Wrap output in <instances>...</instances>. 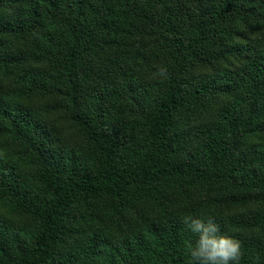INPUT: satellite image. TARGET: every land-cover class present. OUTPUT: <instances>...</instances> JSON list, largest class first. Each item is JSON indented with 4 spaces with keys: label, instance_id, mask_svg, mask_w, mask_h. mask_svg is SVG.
Segmentation results:
<instances>
[{
    "label": "trees",
    "instance_id": "16d2710c",
    "mask_svg": "<svg viewBox=\"0 0 264 264\" xmlns=\"http://www.w3.org/2000/svg\"><path fill=\"white\" fill-rule=\"evenodd\" d=\"M199 215L264 264V0H0V264H192Z\"/></svg>",
    "mask_w": 264,
    "mask_h": 264
},
{
    "label": "clouds",
    "instance_id": "9594fccd",
    "mask_svg": "<svg viewBox=\"0 0 264 264\" xmlns=\"http://www.w3.org/2000/svg\"><path fill=\"white\" fill-rule=\"evenodd\" d=\"M184 224L192 234L185 246L192 264H239L241 243L221 230L211 216H186Z\"/></svg>",
    "mask_w": 264,
    "mask_h": 264
}]
</instances>
